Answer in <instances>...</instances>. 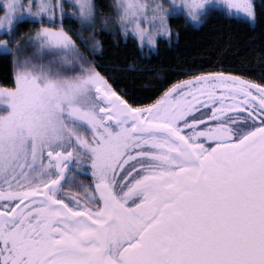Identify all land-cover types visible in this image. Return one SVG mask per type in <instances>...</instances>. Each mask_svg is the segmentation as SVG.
<instances>
[{"label": "snow or ice", "instance_id": "snow-or-ice-1", "mask_svg": "<svg viewBox=\"0 0 264 264\" xmlns=\"http://www.w3.org/2000/svg\"><path fill=\"white\" fill-rule=\"evenodd\" d=\"M67 2L0 0V264H264V82L186 69L141 102L94 35L155 47L181 4L255 20V0Z\"/></svg>", "mask_w": 264, "mask_h": 264}, {"label": "trees", "instance_id": "trees-1", "mask_svg": "<svg viewBox=\"0 0 264 264\" xmlns=\"http://www.w3.org/2000/svg\"><path fill=\"white\" fill-rule=\"evenodd\" d=\"M94 3L102 10L99 15L115 17V0H94ZM255 4L261 14L253 22L214 9L197 27L183 15H174L169 23L176 34L170 40L160 39L156 51L142 48L131 36L126 39L114 21L113 27L107 29L98 21L94 35L101 41L102 49L95 59L105 66L116 67L120 81L135 87L141 102L154 99L172 83L187 78L186 69L233 71L264 82L261 81L264 76V0H255ZM67 6L71 8L70 3ZM66 23L81 30L74 17ZM34 26L29 19L19 24L21 31ZM92 32L87 29L85 36ZM11 77L8 59L0 56V84L11 86Z\"/></svg>", "mask_w": 264, "mask_h": 264}, {"label": "rangeland", "instance_id": "rangeland-1", "mask_svg": "<svg viewBox=\"0 0 264 264\" xmlns=\"http://www.w3.org/2000/svg\"><path fill=\"white\" fill-rule=\"evenodd\" d=\"M66 2H67V0H66ZM116 2H117V0H115V5H116ZM164 2H165V4L167 5L169 2H170V0H164ZM178 2H179V0H178ZM192 2H195V0H192ZM68 3V2H67ZM214 9H216V10H222L223 12H225V13H227L228 15H232V16H236V17H239V18H242V19H245V20H249V21H251V22H253L254 20H252V19H250V18H248L247 16H245V15H235L234 14V12L232 11V10H229L227 7H226V5H224V4H214V5H210L209 6V9H208V11H207V13L204 15V16H202L201 17V19H200V22H195V21H192L190 18H188L187 17V13H186V11H184V9H183V5L181 4V9H180V11L177 13V14H175V15H178V14H181V15H183L185 18H186V20L189 22V23H191L193 26H200L202 23H203V21H204V19L206 18V16L208 15V13L210 12V11H212V10H214ZM0 14H2V13H0ZM174 16V15H173ZM32 20L31 18H25L24 20ZM92 30V29H91ZM129 36H131V37H133L131 34L129 35ZM134 38V37H133ZM165 37H162V36H157V45L155 46V47H151V46H149L148 44H147V42H145L144 43V45L143 46H141L142 48H148V49H150V50H152V51H156L157 50V46H158V41L160 40V39H164ZM165 39H167V38H165ZM137 40V39H136ZM31 52H32V50L29 48L28 50H27V52L26 53H23L22 55H30L31 54ZM0 107H2V105H0ZM87 180V179H86Z\"/></svg>", "mask_w": 264, "mask_h": 264}]
</instances>
